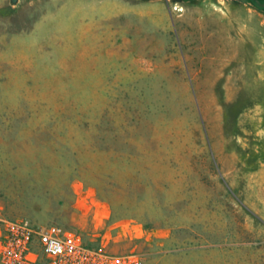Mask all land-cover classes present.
<instances>
[{
  "label": "rangeland",
  "instance_id": "374dc122",
  "mask_svg": "<svg viewBox=\"0 0 264 264\" xmlns=\"http://www.w3.org/2000/svg\"><path fill=\"white\" fill-rule=\"evenodd\" d=\"M0 204L143 264H264V0H0Z\"/></svg>",
  "mask_w": 264,
  "mask_h": 264
},
{
  "label": "built area",
  "instance_id": "2783aa9c",
  "mask_svg": "<svg viewBox=\"0 0 264 264\" xmlns=\"http://www.w3.org/2000/svg\"><path fill=\"white\" fill-rule=\"evenodd\" d=\"M0 264H143L135 252L93 246L70 227L8 218L0 204Z\"/></svg>",
  "mask_w": 264,
  "mask_h": 264
},
{
  "label": "water",
  "instance_id": "95a60500",
  "mask_svg": "<svg viewBox=\"0 0 264 264\" xmlns=\"http://www.w3.org/2000/svg\"><path fill=\"white\" fill-rule=\"evenodd\" d=\"M237 1H243V2L248 1V2H251L253 0H237Z\"/></svg>",
  "mask_w": 264,
  "mask_h": 264
},
{
  "label": "trees",
  "instance_id": "16d2710c",
  "mask_svg": "<svg viewBox=\"0 0 264 264\" xmlns=\"http://www.w3.org/2000/svg\"><path fill=\"white\" fill-rule=\"evenodd\" d=\"M12 3H15L16 2V0H10Z\"/></svg>",
  "mask_w": 264,
  "mask_h": 264
},
{
  "label": "crops",
  "instance_id": "0c3cea01",
  "mask_svg": "<svg viewBox=\"0 0 264 264\" xmlns=\"http://www.w3.org/2000/svg\"><path fill=\"white\" fill-rule=\"evenodd\" d=\"M16 2H17V0H16ZM16 2H15V3H16ZM13 4H14V3H13Z\"/></svg>",
  "mask_w": 264,
  "mask_h": 264
}]
</instances>
